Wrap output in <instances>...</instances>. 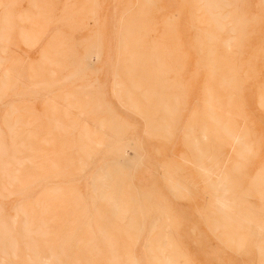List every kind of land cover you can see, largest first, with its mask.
<instances>
[{"label": "rangeland", "instance_id": "rangeland-1", "mask_svg": "<svg viewBox=\"0 0 264 264\" xmlns=\"http://www.w3.org/2000/svg\"><path fill=\"white\" fill-rule=\"evenodd\" d=\"M0 264H264V0H0Z\"/></svg>", "mask_w": 264, "mask_h": 264}, {"label": "bare ground", "instance_id": "bare-ground-1", "mask_svg": "<svg viewBox=\"0 0 264 264\" xmlns=\"http://www.w3.org/2000/svg\"><path fill=\"white\" fill-rule=\"evenodd\" d=\"M48 230V229H47ZM47 232V231H46Z\"/></svg>", "mask_w": 264, "mask_h": 264}]
</instances>
